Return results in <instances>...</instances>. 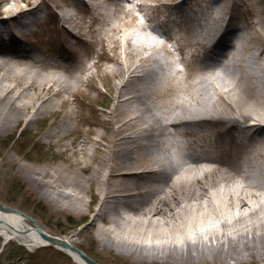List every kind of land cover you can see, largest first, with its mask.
Returning <instances> with one entry per match:
<instances>
[{
    "label": "bare ground",
    "instance_id": "1",
    "mask_svg": "<svg viewBox=\"0 0 264 264\" xmlns=\"http://www.w3.org/2000/svg\"><path fill=\"white\" fill-rule=\"evenodd\" d=\"M3 1L6 0H0V14H3L0 17L1 39L2 34H9L12 29L18 30L29 23H39V18L34 15L39 7L35 0L26 2L25 7L14 11H5L1 6ZM91 1L102 9L114 3L113 0ZM213 1L218 0L128 1L131 4L133 21L136 25L140 24L141 29L148 27L151 32L157 33V25L160 22L167 24V20L154 15L156 24H151L149 18L143 23H138L132 13L134 9L139 12L147 9L153 12L167 9L173 13L177 23L185 25V42L168 35L164 37L167 42L174 39V49L182 54L179 59L182 69H179L174 61L157 62L154 66L165 71L158 76L159 72L146 64L145 59L139 58L136 62V54L133 51H128V56L121 60L109 57L111 66L106 67L104 74L118 77L110 96L111 110L107 118L110 133L105 136L99 133L95 139H89L87 136L82 139L80 123L76 124L73 130L76 134L74 138L81 140L77 141L82 145L83 153L90 159L89 162L94 160L99 164L91 167L87 162L80 163L81 161L77 160L73 165L80 164L76 169H83L87 174L85 177H71L67 172L64 177L58 174L51 176L49 173L53 182L58 181L60 177L64 179V186L71 190L57 192L53 198L62 201L66 199V205L77 200L84 203L80 193H83L85 183L93 181L99 188L100 185H105L96 217H107L105 219L110 223L119 224L120 221L138 223L137 220L140 219H136V216H142L144 224L161 228L154 233L155 237H174L170 232L164 231L168 230V227L175 232L179 230V236L176 237H189L190 234L188 236L183 233L181 223L177 221L184 220L182 215L186 211H199L196 216L201 220L208 218L212 224L207 228L192 226L195 242L185 240L184 244H188L185 250L184 246L179 248V245H169V240H166L167 243L155 242L150 246L156 252H159L162 246L163 249L168 246L180 253L178 256L181 260L190 263L199 258H207L210 255L218 257L222 254L225 249H222L224 245L218 237H227L229 243L231 237H235L239 230L244 232L243 224L246 218L255 212L252 210L247 213V209L252 206L250 201L254 199L255 204L264 202L259 200L262 196L257 193L264 190V166L261 164L264 162V16L260 18L257 14L253 15L256 12L255 5L263 4L264 0H253L252 3H247V0H220L222 3L216 10L209 5ZM190 5H195L196 8ZM240 9H244L249 15V21L243 27L240 25ZM205 13L215 14L213 23L208 26L201 25V33L196 38L192 34L197 28L199 16ZM144 15L148 16L147 13ZM61 16H53V20L56 19L55 24L62 20ZM63 16H66L65 13ZM18 17L21 19L19 22ZM236 22L237 25H234ZM257 24L263 29L259 32L257 29L258 37L251 38L256 39L253 50L247 40L239 47L234 37H228L237 29L232 26H241L239 29L244 30L243 28ZM57 30L65 31L58 27ZM7 36V40H10V35ZM126 43L127 46L130 45L129 42ZM185 47L187 50L184 52ZM165 48L167 51V47ZM212 52L215 54L211 55ZM167 54H171L170 50ZM67 61L69 60L53 59L48 62L45 53L41 51L32 55L17 49L0 50V126L8 122L15 125L30 106L31 100L38 98L40 93L50 94L51 97L41 100L34 110L36 117L48 113L49 110L54 111L58 104L52 97L58 98L60 106L68 102L69 94L78 100V95L73 92L82 79L75 74L78 65L72 66ZM99 61L98 59L92 63L97 67ZM59 70L68 75V82L58 73ZM167 71L176 75L183 71L192 80L188 85L191 87L174 83V75ZM183 78L186 80L187 77ZM193 83L198 85L197 89L195 85L192 86ZM210 86L215 87V92L210 91ZM91 88L98 90L97 87ZM177 88L196 90V97L199 98L192 99L197 105L195 109H191L190 104L176 95ZM224 88L230 93L233 91L231 99L225 97ZM29 89L35 94L28 91ZM61 93L64 96H59ZM169 94L174 95L175 99L171 98L166 102V96ZM215 94L219 95V99H215ZM88 98L87 103L80 100L81 106L75 108L71 114H75L80 122L94 127L98 121L88 120L84 108L87 109L88 105L92 110L95 97L88 95ZM155 99L160 100V103ZM162 107L174 110L173 116H162L159 113L163 112L160 110ZM95 112L92 111L93 116ZM201 125H208L209 129L202 140L193 141L191 149L199 154L192 159L191 165H187L182 157L169 155L166 137L174 133L171 129L175 131L178 127H184L181 132L192 135L196 134L194 129H200ZM70 129L69 126L62 127L51 135L61 133V137L68 136ZM90 130L92 129H87L86 132ZM101 138L105 140V145L100 150ZM70 150L72 155L77 154L76 150ZM226 152L227 158H224ZM100 154V159L96 160ZM231 169L237 172L234 177L229 173ZM190 172L195 174L189 175ZM49 174L47 172V177ZM260 218L263 219L259 220L262 221L260 223H264V213ZM128 227L131 230L132 226ZM261 227L260 230H264L263 226ZM0 237L4 242L14 241L30 251L45 244L37 235L34 225L18 213L0 212ZM64 237L72 243L69 237ZM202 237H208L207 241H203ZM209 237L211 240H218L214 246ZM138 245L141 246L140 251L146 246L144 243ZM211 245V248H206ZM228 251L230 250L227 249L225 255H228ZM73 261L83 264L75 256Z\"/></svg>",
    "mask_w": 264,
    "mask_h": 264
},
{
    "label": "rangeland",
    "instance_id": "2",
    "mask_svg": "<svg viewBox=\"0 0 264 264\" xmlns=\"http://www.w3.org/2000/svg\"><path fill=\"white\" fill-rule=\"evenodd\" d=\"M31 1L33 0H6L3 1L1 6L5 11L6 9L7 11H14L17 8L25 7L26 2ZM35 1L39 7L38 12L34 15L39 18V23H33L32 25L29 23L18 30L12 29L13 31L11 30L9 34H2L3 40L0 38V50L4 51L7 48L17 49L32 55H37V51H41L45 53L48 62H51L52 58L68 59L69 61L67 62H70L72 66L78 65L75 74L82 79V82L76 85V90L73 92L78 95V100L75 99L74 95L66 94L68 102L64 106H60L58 98L52 97L58 106L53 109L54 111L49 110L47 111L48 113H43L36 117L34 110H36L43 98L50 96V94L40 93L38 98L31 100L30 106L15 125L8 122V125L0 126V202L28 215L48 233L69 237L74 245L80 249L83 248L82 250L85 253L87 251L92 254L102 264H264V230H260L261 226L264 229V223L261 224L260 222L262 221H259L263 220L260 218L264 213V202L262 201L257 204H255L256 201L254 199L250 201L252 206L250 205L251 209H247V213L252 210L257 212L246 218L243 224L244 232L239 230L235 237H231L229 243L227 242V237H218L224 245L222 249H225L222 254L218 257L210 255L207 258H199L196 262L190 263L189 261L181 260L180 256H178L180 253L170 249L168 246L165 249L162 246V248H159V252H156V250L151 248V244L169 240L166 243L168 242L169 245L171 243L174 247L179 245V248L184 246L183 250H185L188 246L187 243L184 244L185 240L192 243L195 242L192 226L198 225L199 228H207L212 224L208 218L204 220L202 218L201 220V218L196 216L199 211L198 213L191 212V210L186 211L182 215L184 220L181 222L180 220L177 221L181 223L183 233L185 232L188 236L190 234L191 237H176L179 236L177 234L179 230L175 232L171 227L164 231L170 232L174 237H155L154 233L161 228L144 224L141 220L143 219L142 216H136V219H140L137 220L138 223L120 221L119 224L110 223L108 219H105L107 217L101 219L96 217L105 185H100L99 188L93 181L85 183L84 191L80 193L84 203L77 200L66 205V199L62 201L53 198V195L57 192H68L70 190L64 186V179L60 177H64L66 174H70L71 177L75 175L87 176L83 169H76V167L81 166L80 164V166L73 165L77 160H80V163L87 162L91 167L99 164V162L94 160L89 162L90 159L84 155L83 147L77 141L80 139L74 138L76 134L73 133V130L75 125L80 123L79 128L83 132L82 139L85 136L89 139H95L99 133L104 136L110 133L109 124L107 123L108 114L111 110L112 100L110 96L113 92V86L118 81V77L104 74L106 67L111 66L108 58L121 60L128 56V51H133L136 54L134 60L138 62L139 58L145 59L146 64L153 66L159 72H156L159 74L158 76L164 74L165 71L159 69L158 66H154L157 62L174 61L176 66L182 69V65L179 64L182 54L180 55L181 52H177L174 49V39L171 42H167L164 37L168 35L185 42L186 33L185 25L173 21L171 13L167 9H161L156 12L147 9L139 13L142 22L146 21L147 18L144 13L148 14L150 20H152L154 15L167 20V24H162V22L158 24L157 33L151 32L148 27L145 29L139 28L140 24L136 25L133 21L134 18L130 11L132 9L131 4L126 0H113L114 3L110 4L106 9L100 8L91 0ZM252 2L253 0H247V3ZM221 3L218 0L209 3V5L216 10ZM190 7L196 8L195 5H190ZM254 9L256 12L253 15L257 14L256 16L260 18L264 16V2L261 5L256 4ZM135 12L138 11L133 10L134 16ZM64 13L66 16H63ZM2 15L0 14V17ZM54 15H62V20L60 22L57 21L55 24ZM213 15L215 14H201L198 18V24L194 21L197 24V28L192 35L198 38L201 33L200 26L212 24ZM239 15V18H241L240 25L243 27L249 21V15L245 13L244 9H240ZM19 19L20 17H18V22ZM153 21L155 22L156 19L154 18L151 24H153ZM234 25H237V22ZM57 27L65 31H59ZM232 27L237 29L228 37H234L236 45L239 47L247 40L251 48L256 42V39L252 40L251 38L258 37L257 29L258 32L263 29L258 24L246 29L243 28L244 30L242 28L239 29L240 27ZM7 35H10V40H7ZM126 42H129L130 45L127 46ZM130 47L131 49H129ZM165 47L170 50L171 54H167L168 50L166 51ZM186 50L187 47L184 48V52ZM227 51H229V48ZM98 59L100 60L99 66L96 67L92 62ZM167 72L174 75V83L191 87L188 85L192 80L183 71L179 73L180 75L170 71ZM58 73L65 77V82L70 80L65 72L59 70ZM184 76L187 77L186 80H184ZM194 85L197 89L198 85L193 83L192 86ZM91 87H97L98 92ZM178 88L176 89V95L184 99L187 104H190L191 109H195L197 105L192 99L199 98L196 97V90H179ZM209 89L215 92V87L210 86ZM224 90L225 97L231 99L233 91L230 93L226 88ZM28 91L35 94L30 89ZM88 95L95 97V106L91 110V106L86 105L87 109L84 108V113L89 117L88 120L98 121V124L94 127L83 123V121L80 122L75 117V114H71L75 108L81 106L79 105L80 100L84 103L89 101ZM59 96L64 95L61 93ZM171 98L175 99L174 95L169 94L166 96L165 101L167 102ZM215 99H219V95L215 94ZM155 100L160 103V100ZM84 106L82 105V107ZM93 110L96 111L95 116L92 114ZM160 110L163 112L159 113L166 118L173 116L174 110L172 109L162 107ZM34 118L37 119L34 120ZM66 126L71 128L70 135L62 137L61 133L51 135L62 127L66 128ZM90 128L92 130L86 132ZM182 129L184 127H178L177 131L171 129L174 133L166 137V145L170 156L182 157L187 165H191L192 159L199 154V152L191 149L193 141L199 142L202 140L206 136L205 132L207 133L209 126L201 125L200 129L195 128L196 134L192 135L183 134L181 132ZM197 131H200V133H197ZM100 144L101 150L104 148L105 140L101 138ZM70 149L76 150L77 154L72 155ZM227 154L228 152L225 153L224 158H227ZM100 156L101 154L96 160L100 159ZM261 164L264 166V162H261ZM69 165L71 166L70 168ZM47 172L52 174L51 176L58 174L60 176L58 181L53 182L50 174L47 177ZM229 173L233 177L237 174L235 169H231ZM191 174L195 173L190 172L189 175ZM257 193L258 196H262L259 200L264 201V190H260ZM214 224L217 225L216 223ZM129 225L130 227L132 226L131 230H129ZM245 225L247 226L245 227ZM238 228H240L239 225ZM207 238L202 237L203 241H207ZM209 240H211L210 237ZM216 241L218 240L212 238L210 242L214 246ZM142 243L146 244V246L140 251L141 246L138 244ZM211 247L212 245L206 246V248ZM227 249L230 251H228V255H225ZM0 264L76 263L57 249L36 248L30 251L14 241L3 245V239L0 237Z\"/></svg>",
    "mask_w": 264,
    "mask_h": 264
},
{
    "label": "water",
    "instance_id": "3",
    "mask_svg": "<svg viewBox=\"0 0 264 264\" xmlns=\"http://www.w3.org/2000/svg\"><path fill=\"white\" fill-rule=\"evenodd\" d=\"M0 212L2 213H18L22 217L26 218L30 223L34 225L36 228V233L41 238L42 241H44V245L42 247H53L56 248L68 256H75L77 257L83 264H101L98 261L94 260L92 257L84 253L80 248H78L76 245L71 243L67 238L63 236H56L47 233L44 231L32 218H30L28 215L20 212L19 210L4 205L0 202Z\"/></svg>",
    "mask_w": 264,
    "mask_h": 264
},
{
    "label": "trees",
    "instance_id": "4",
    "mask_svg": "<svg viewBox=\"0 0 264 264\" xmlns=\"http://www.w3.org/2000/svg\"><path fill=\"white\" fill-rule=\"evenodd\" d=\"M82 249H83V248H82ZM86 253H88V252L86 251ZM88 255H90L91 257H93V255L90 254V253H88ZM93 258L97 260V258H95V257H93Z\"/></svg>",
    "mask_w": 264,
    "mask_h": 264
}]
</instances>
